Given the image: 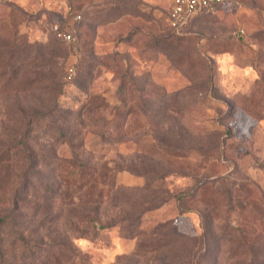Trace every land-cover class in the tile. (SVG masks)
Returning a JSON list of instances; mask_svg holds the SVG:
<instances>
[{"label":"rangeland","instance_id":"obj_1","mask_svg":"<svg viewBox=\"0 0 264 264\" xmlns=\"http://www.w3.org/2000/svg\"><path fill=\"white\" fill-rule=\"evenodd\" d=\"M155 1L0 0V149L23 135L39 163L0 264H264V0L181 36ZM164 224L181 238L153 251Z\"/></svg>","mask_w":264,"mask_h":264},{"label":"trees","instance_id":"obj_2","mask_svg":"<svg viewBox=\"0 0 264 264\" xmlns=\"http://www.w3.org/2000/svg\"><path fill=\"white\" fill-rule=\"evenodd\" d=\"M171 31L176 35L172 29ZM121 104L114 106L115 116L110 119V121L108 120V123L110 122V135L113 137H119L123 130L121 121L125 119V115L124 111L121 113L123 110ZM19 137L15 141L16 143L9 148L4 150L0 149V228L6 224H17L19 219L17 217L19 216L18 212L26 204V197L30 195L29 190L32 186V177L37 173V168L39 166L37 157L28 147L26 139H24L23 135ZM65 167L66 165H61L62 169ZM72 172L73 174L80 175V177L84 179L86 168L81 164L75 166ZM202 187H204V185H200L198 187L199 191L197 192H200ZM250 216L255 218L254 214L250 213ZM171 230L172 226L166 227V224L159 226L157 237H155L154 243H151L148 248L155 251V249H159L163 246L176 244L181 237L177 236L176 233H173ZM26 232H28L26 235L31 234V230H27ZM23 233L18 236L16 242H29L32 240H27L26 237L22 236ZM209 233V230L205 231L204 237H206V239H208ZM253 247L254 246L249 247L250 251H256V248ZM237 249H240V252H242L244 247L239 246ZM2 255L3 252L0 249V258ZM75 256V252L64 250L60 253H56L54 261L56 264H62L64 261H70L69 263L72 264V258Z\"/></svg>","mask_w":264,"mask_h":264},{"label":"built area","instance_id":"obj_3","mask_svg":"<svg viewBox=\"0 0 264 264\" xmlns=\"http://www.w3.org/2000/svg\"><path fill=\"white\" fill-rule=\"evenodd\" d=\"M225 0H172L168 10V24L176 35H184L192 22V19L199 13L209 14L215 12ZM75 21H80L82 16L76 15ZM52 32L55 37L65 43L75 40L73 32L64 30L59 25H52ZM69 74H74V69H69Z\"/></svg>","mask_w":264,"mask_h":264},{"label":"crops","instance_id":"obj_4","mask_svg":"<svg viewBox=\"0 0 264 264\" xmlns=\"http://www.w3.org/2000/svg\"><path fill=\"white\" fill-rule=\"evenodd\" d=\"M141 8L142 7H146V8H149V9H151V11H152V9H153V12L155 11V8H154V4H157V2L155 1V0H141ZM171 3H172V0H170L169 1V3H168V8H167V11H166V20H167V24H168V10L170 9V7H171ZM102 4V0H93V5H101ZM53 12H56V13H60V14H64L65 13V9H64V7H63V5H61V4H54L51 8H50ZM80 13H76V15H79ZM134 14V13H133ZM133 14H131V15H133ZM75 15V16H76ZM81 15V14H80ZM204 14H202V13H199V14H197L193 19H192V22H191V24L196 20V19H198L199 17H201V16H203ZM138 17V16H137ZM146 21V20H145ZM118 23V20H116L115 22H114V24H117ZM137 23L138 24H141V22L140 21H138L137 20ZM146 23L147 24H149L150 22L149 21H146ZM169 26V25H168Z\"/></svg>","mask_w":264,"mask_h":264}]
</instances>
